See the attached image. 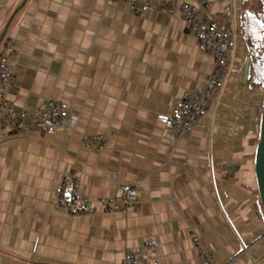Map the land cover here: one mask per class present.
<instances>
[{"label":"crops","instance_id":"crops-1","mask_svg":"<svg viewBox=\"0 0 264 264\" xmlns=\"http://www.w3.org/2000/svg\"><path fill=\"white\" fill-rule=\"evenodd\" d=\"M173 12L136 15L106 0H0V52L12 40L18 110L66 101L77 131L0 130V264H122L128 248L160 240V264H264V210L255 174L264 92L248 84L237 0H207L234 33L231 72L209 112L176 143L157 119L206 84L214 59ZM105 135V149L83 135ZM112 199L137 185L141 212L72 218L54 208L63 176Z\"/></svg>","mask_w":264,"mask_h":264},{"label":"built area","instance_id":"built-area-1","mask_svg":"<svg viewBox=\"0 0 264 264\" xmlns=\"http://www.w3.org/2000/svg\"><path fill=\"white\" fill-rule=\"evenodd\" d=\"M106 2L108 5H120L136 15L149 11L177 10L172 0H106ZM2 9L3 5L0 2V12ZM178 11L188 32L196 38L199 50L214 59V70L208 75L205 85L178 100L169 114L158 115V121L166 128V139L174 143L206 118L210 103L218 97L227 75L231 72L230 55L236 47L234 33L219 22L220 19L228 20V13H213L212 4L207 0L184 2ZM17 54L18 47L12 40H9L0 52V130L13 134L38 132L42 135H54L60 131L76 132L78 116L73 113L71 104L66 101L48 99L36 109L18 110L8 99V91L16 81L12 59ZM108 143L109 137L105 135H83V144L88 148L105 149ZM140 205L138 188L133 183L120 185L112 199H93L82 193L80 183L75 177L65 175L54 193L55 210L72 218L96 214L140 213ZM192 239L205 264H215L200 238L192 234ZM162 246V242L156 239L147 241L138 248H128L122 264H160L158 257ZM237 259L236 256L225 264H234Z\"/></svg>","mask_w":264,"mask_h":264},{"label":"trees","instance_id":"trees-1","mask_svg":"<svg viewBox=\"0 0 264 264\" xmlns=\"http://www.w3.org/2000/svg\"><path fill=\"white\" fill-rule=\"evenodd\" d=\"M237 1V34L249 59L248 84L264 92V0Z\"/></svg>","mask_w":264,"mask_h":264},{"label":"water","instance_id":"water-1","mask_svg":"<svg viewBox=\"0 0 264 264\" xmlns=\"http://www.w3.org/2000/svg\"><path fill=\"white\" fill-rule=\"evenodd\" d=\"M17 12L18 11L15 12L12 19L9 21V23L6 27V30L4 32V35L1 39V42L3 41L4 37L6 36V34L8 32V28H9L14 16L17 14ZM255 174H256V178H257L258 191L260 194L262 207L264 210V108H263V115H262L260 141L257 145L256 156H255Z\"/></svg>","mask_w":264,"mask_h":264},{"label":"rangeland","instance_id":"rangeland-1","mask_svg":"<svg viewBox=\"0 0 264 264\" xmlns=\"http://www.w3.org/2000/svg\"><path fill=\"white\" fill-rule=\"evenodd\" d=\"M238 5H239V3H238ZM238 7H239V9H240V5H239Z\"/></svg>","mask_w":264,"mask_h":264}]
</instances>
